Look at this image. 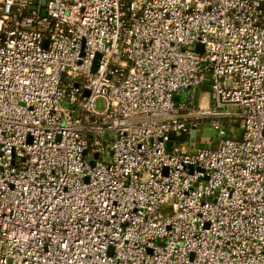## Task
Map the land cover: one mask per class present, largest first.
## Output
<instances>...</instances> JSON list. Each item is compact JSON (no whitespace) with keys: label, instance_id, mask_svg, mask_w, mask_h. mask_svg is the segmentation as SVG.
Returning <instances> with one entry per match:
<instances>
[{"label":"built area","instance_id":"1","mask_svg":"<svg viewBox=\"0 0 264 264\" xmlns=\"http://www.w3.org/2000/svg\"><path fill=\"white\" fill-rule=\"evenodd\" d=\"M0 264H264V0H0Z\"/></svg>","mask_w":264,"mask_h":264},{"label":"rangeland","instance_id":"2","mask_svg":"<svg viewBox=\"0 0 264 264\" xmlns=\"http://www.w3.org/2000/svg\"><path fill=\"white\" fill-rule=\"evenodd\" d=\"M210 100V96H209V89L207 86H201V89L199 91V99H198V103L199 104H205ZM95 108L97 110H102L104 108V99L101 97L96 98L95 100ZM233 131V133L239 134V129L234 126L231 125L230 126ZM228 131H230V129H227ZM218 136L215 135L213 137L207 138L202 134V129L200 126L197 127V131H196V135L193 137H186L183 136L182 138L179 139V142H186L188 148L187 150L190 151H195L197 148H204V147H212L214 146L216 140H217Z\"/></svg>","mask_w":264,"mask_h":264},{"label":"water","instance_id":"3","mask_svg":"<svg viewBox=\"0 0 264 264\" xmlns=\"http://www.w3.org/2000/svg\"><path fill=\"white\" fill-rule=\"evenodd\" d=\"M36 1L37 0H34V3H36ZM42 3L44 4V0H42ZM32 8H34V5H31L29 7V9H32ZM46 44H47V40L45 39L43 41V46L45 47ZM196 47H197V49H199L201 47V44L200 43H197L196 44ZM99 56H100L99 54H96V56H95V59H94L93 65H92V71H95L96 68H97V61L99 59ZM198 92H199V88L198 87H195L194 93H193V100H195V101L197 100ZM192 134H194V131H192ZM203 134L204 135H207V136H213L214 130L211 129V128H204ZM170 137H173V133H170ZM169 146H170V142L167 143V149H169ZM90 163L93 164V161H91Z\"/></svg>","mask_w":264,"mask_h":264},{"label":"trees","instance_id":"4","mask_svg":"<svg viewBox=\"0 0 264 264\" xmlns=\"http://www.w3.org/2000/svg\"><path fill=\"white\" fill-rule=\"evenodd\" d=\"M232 123H233V121H230L228 124L231 126V125H233ZM227 136H230V134H228Z\"/></svg>","mask_w":264,"mask_h":264},{"label":"crops","instance_id":"5","mask_svg":"<svg viewBox=\"0 0 264 264\" xmlns=\"http://www.w3.org/2000/svg\"><path fill=\"white\" fill-rule=\"evenodd\" d=\"M200 89H201V87H200ZM200 89H199V91H200Z\"/></svg>","mask_w":264,"mask_h":264}]
</instances>
